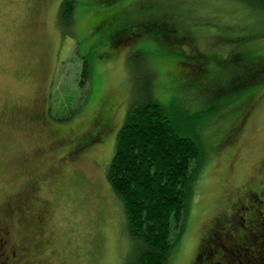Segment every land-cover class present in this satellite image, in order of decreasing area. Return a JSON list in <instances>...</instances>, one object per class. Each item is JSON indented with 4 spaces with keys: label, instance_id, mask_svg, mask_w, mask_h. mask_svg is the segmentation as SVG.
I'll use <instances>...</instances> for the list:
<instances>
[{
    "label": "rangeland",
    "instance_id": "obj_1",
    "mask_svg": "<svg viewBox=\"0 0 264 264\" xmlns=\"http://www.w3.org/2000/svg\"><path fill=\"white\" fill-rule=\"evenodd\" d=\"M63 1L0 0V222L27 253L11 264L127 263V220L106 174L116 130L132 101L146 96L180 123L202 116L205 165L168 264H204L206 235L215 231L228 246L214 221L243 189L264 187V18L230 0H74L66 20ZM160 19L189 42L160 44L146 30ZM124 26L132 29L126 40L116 35ZM246 47L262 61L230 56ZM184 51L211 59L196 66ZM106 97L116 102L111 133L70 159V143L94 127ZM36 112L45 121L24 117ZM9 201L32 220L4 215Z\"/></svg>",
    "mask_w": 264,
    "mask_h": 264
},
{
    "label": "trees",
    "instance_id": "obj_2",
    "mask_svg": "<svg viewBox=\"0 0 264 264\" xmlns=\"http://www.w3.org/2000/svg\"><path fill=\"white\" fill-rule=\"evenodd\" d=\"M230 1L247 14L264 18V0ZM73 7L74 0L63 1L61 15L64 19L71 18ZM153 26L146 25V30H156V40L164 47L170 45L169 42H189L188 37H174L177 27L167 19L156 20ZM119 34L126 40L131 37L132 29L124 26L117 30L116 35ZM195 50L199 52L197 47ZM184 55L196 66L211 59L189 51H184ZM230 56L248 63L263 59L250 47ZM85 62L84 75L91 78V65L89 60ZM115 103L108 97L104 99L101 110L94 115L93 131L79 141L82 150L109 136L113 123L110 110ZM184 117L186 122L180 123L181 120L170 117L152 96H146L132 101L123 125L116 130L115 152L106 176L127 220L132 246L126 264H168L172 250L185 231L195 182L205 165V154L200 137L202 129L199 131L202 116L196 113ZM18 207L19 204H14L13 211ZM22 209L30 222L32 216L27 209ZM229 211L213 224L215 230L223 231L222 240L228 246L219 244V233L216 235L214 231L202 240L198 256L205 251L204 264H231L234 260L235 264H264V187L255 185L243 189L232 201ZM16 213L19 215L18 211Z\"/></svg>",
    "mask_w": 264,
    "mask_h": 264
},
{
    "label": "flooded vegetation",
    "instance_id": "obj_3",
    "mask_svg": "<svg viewBox=\"0 0 264 264\" xmlns=\"http://www.w3.org/2000/svg\"><path fill=\"white\" fill-rule=\"evenodd\" d=\"M24 117L27 120L41 122L45 121L44 114L42 113H32V114H25ZM94 127L88 131H84L81 135H79L76 140L70 143L69 149L66 152L67 157L70 159L78 158L81 155H83L86 151L90 149V147L86 149H81L79 145V141L82 140V138L85 135H89L90 131H93ZM93 133V132H92ZM95 135V132H94ZM83 136V137H82ZM65 144V143H64ZM14 205V204H13ZM13 205L12 204H5L2 213L4 215H7L8 213L13 211ZM19 212V215L24 219L27 220L28 214H26L25 211H23L22 207L19 205L18 209L13 212ZM45 216V212L41 211L38 214H35L34 221L38 225H42L43 219ZM33 217V215H32ZM10 235V227L4 225L2 222H0V264H11L12 262H16L21 257H24L27 255L25 252V249L23 247L17 248L15 245L10 243L9 236ZM25 262V261H24ZM27 264V263H26Z\"/></svg>",
    "mask_w": 264,
    "mask_h": 264
}]
</instances>
